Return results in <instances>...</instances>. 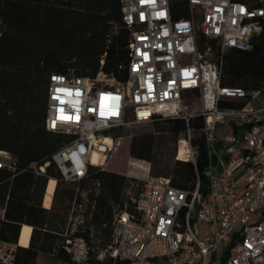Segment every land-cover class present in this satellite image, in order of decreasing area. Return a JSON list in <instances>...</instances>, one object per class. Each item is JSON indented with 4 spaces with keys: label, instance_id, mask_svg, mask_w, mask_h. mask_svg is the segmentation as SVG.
<instances>
[{
    "label": "built area",
    "instance_id": "2783aa9c",
    "mask_svg": "<svg viewBox=\"0 0 264 264\" xmlns=\"http://www.w3.org/2000/svg\"><path fill=\"white\" fill-rule=\"evenodd\" d=\"M174 1L120 0L129 32L124 81L102 72L49 75L45 128L69 136L52 160L65 181L76 182L90 166L107 165L120 136L106 132L157 116L188 121L196 113L183 101L197 91L209 154L207 192L198 178L193 189L181 188L169 177L151 175L148 161L131 157L140 172L125 177L141 187L131 198L133 211L115 210L98 260L106 254L111 264H264V97L260 90L220 84L222 55L230 48L251 49L264 7L243 0H176L185 3L188 15L174 18ZM200 35L218 41L215 59L209 46L200 51ZM222 99L244 104L222 107ZM181 140L176 158L195 163L189 130ZM0 168L14 171V158L5 150ZM47 197L50 203L52 194L45 193L44 203ZM75 231L61 246L71 264H86L93 248ZM18 246L0 241V264H18Z\"/></svg>",
    "mask_w": 264,
    "mask_h": 264
},
{
    "label": "trees",
    "instance_id": "16d2710c",
    "mask_svg": "<svg viewBox=\"0 0 264 264\" xmlns=\"http://www.w3.org/2000/svg\"><path fill=\"white\" fill-rule=\"evenodd\" d=\"M251 6L264 7V1L243 0ZM185 3L173 2V17L187 16ZM184 6V7H183ZM129 32L121 21L120 0H0V149L14 158V171L0 168V241H18L22 224L33 227L28 246L19 245L18 264H35L42 253L52 252L71 264L63 247L56 248V231L64 225L72 204L79 209L74 216L84 218L74 234L85 238L93 248L91 226L103 249L109 243L115 210L133 211L124 195L130 181L123 174L90 166L88 175L65 188L60 205L55 201L62 174L52 160L69 136L45 128L48 77L51 73L96 77L105 73L116 81L127 77ZM200 51L206 46L214 56L220 52L216 39L200 35ZM220 84L260 90L264 97V18L260 32L249 50L230 48L222 55ZM197 100V91L188 92ZM222 107H241L243 100L222 99ZM196 115L185 121L180 117L157 116L152 122L177 139L193 132L190 143L196 148L192 168L182 167L177 160L166 172L171 182L193 189L197 178L201 192H207L205 170L209 154L203 132V117ZM119 129L106 134L116 138ZM156 138L153 133L133 135L130 156L152 160ZM189 162V161H183ZM45 165L43 173L32 167ZM155 171V170H154ZM50 178L55 179L52 200L43 202ZM77 189V190H76ZM85 192V195L83 194ZM51 204V205H50ZM50 205V207H49ZM41 236L35 240L37 231ZM86 264H111L95 258L93 250Z\"/></svg>",
    "mask_w": 264,
    "mask_h": 264
},
{
    "label": "rangeland",
    "instance_id": "374dc122",
    "mask_svg": "<svg viewBox=\"0 0 264 264\" xmlns=\"http://www.w3.org/2000/svg\"><path fill=\"white\" fill-rule=\"evenodd\" d=\"M260 1V0H259ZM212 57V59H215L216 56H209ZM183 105L187 107V111L189 112H196L199 110V103L195 98H187L183 101ZM120 133V143L117 145V147L113 150L111 153V156L108 159V163L105 166L106 170L114 171L119 174H123L126 176L128 172H140V169L135 166H131L129 163V160L132 156L129 154V143L130 139L133 135L139 134V133H153L156 138L153 154H152V160L148 161L150 163V174L151 175H166V172L171 171L174 167V163L179 160L176 158L177 153V146L179 143V140L183 139V135L181 134L177 139L173 137V135L165 130H162L161 128L156 127V124L154 122L151 123H145L140 125H134L129 127H124L119 130ZM193 132L190 133V136L193 137ZM189 145L193 150H196V148L189 142ZM1 150V149H0ZM134 158V157H132ZM138 159V158H134ZM144 160V159H141ZM147 161V160H145ZM182 167L184 168H192L194 166V163L190 160L189 162H183ZM155 170V171H154ZM59 185L58 193L56 195L55 201L57 203V206L60 205L61 201V193L65 188H68L70 186L74 185V182L65 181L63 178L59 182H57ZM141 187V181L137 183H130L128 186L124 188V195L126 198H134L139 191ZM77 190V189H76ZM85 195V192L83 193ZM51 205V204H50ZM49 205V207H50ZM77 209L73 204L68 212V215L66 217V221L64 225H60L58 231H56V248L57 246H60L63 244L65 238L72 233L73 230L76 229L77 225L81 222L84 217L81 214L73 215L76 210L80 213L84 206H82V209L78 207ZM33 230V229H32ZM42 231L38 230L35 240L39 239L41 236ZM91 237H92V243H93V252L95 254V258L98 260V255L103 252V248L100 245V241L96 236L94 235V227L91 226ZM54 249L52 252H46L40 254L35 264H70L67 261H64L62 259H59L55 255ZM107 255L103 254V257L101 261H104L105 257Z\"/></svg>",
    "mask_w": 264,
    "mask_h": 264
},
{
    "label": "bare ground",
    "instance_id": "6f19581e",
    "mask_svg": "<svg viewBox=\"0 0 264 264\" xmlns=\"http://www.w3.org/2000/svg\"><path fill=\"white\" fill-rule=\"evenodd\" d=\"M184 141L181 140V145H180V149H183L184 146ZM54 186H55V179L54 178H50L48 185H47V193L50 194L53 192L54 190ZM48 197H47V201L45 202V207H48ZM31 232H32V226L28 225V224H22L20 231H19V236H18V244L21 246H28L29 241H30V236H31Z\"/></svg>",
    "mask_w": 264,
    "mask_h": 264
},
{
    "label": "snow or ice",
    "instance_id": "6c2138e0",
    "mask_svg": "<svg viewBox=\"0 0 264 264\" xmlns=\"http://www.w3.org/2000/svg\"><path fill=\"white\" fill-rule=\"evenodd\" d=\"M161 15H163V13H161ZM64 119H68V117H63Z\"/></svg>",
    "mask_w": 264,
    "mask_h": 264
}]
</instances>
